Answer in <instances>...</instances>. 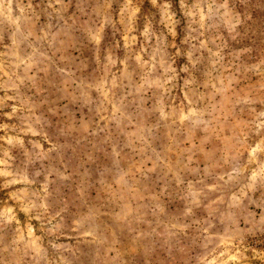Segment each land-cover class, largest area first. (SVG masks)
Wrapping results in <instances>:
<instances>
[{
	"label": "rangeland",
	"instance_id": "obj_1",
	"mask_svg": "<svg viewBox=\"0 0 264 264\" xmlns=\"http://www.w3.org/2000/svg\"><path fill=\"white\" fill-rule=\"evenodd\" d=\"M0 264H264V0H0Z\"/></svg>",
	"mask_w": 264,
	"mask_h": 264
}]
</instances>
